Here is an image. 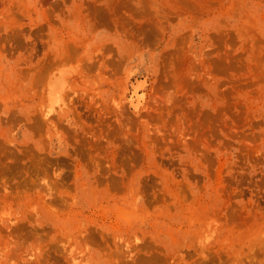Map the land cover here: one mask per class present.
Instances as JSON below:
<instances>
[{
  "label": "rangeland",
  "instance_id": "1",
  "mask_svg": "<svg viewBox=\"0 0 264 264\" xmlns=\"http://www.w3.org/2000/svg\"><path fill=\"white\" fill-rule=\"evenodd\" d=\"M0 264H264V0H0Z\"/></svg>",
  "mask_w": 264,
  "mask_h": 264
}]
</instances>
